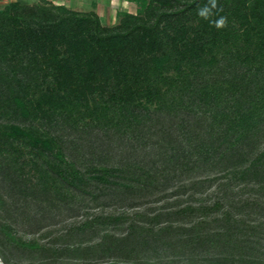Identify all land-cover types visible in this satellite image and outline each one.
Listing matches in <instances>:
<instances>
[{"label":"trees","instance_id":"16d2710c","mask_svg":"<svg viewBox=\"0 0 264 264\" xmlns=\"http://www.w3.org/2000/svg\"><path fill=\"white\" fill-rule=\"evenodd\" d=\"M133 1L0 10V260L264 264V0Z\"/></svg>","mask_w":264,"mask_h":264},{"label":"rangeland","instance_id":"374dc122","mask_svg":"<svg viewBox=\"0 0 264 264\" xmlns=\"http://www.w3.org/2000/svg\"><path fill=\"white\" fill-rule=\"evenodd\" d=\"M35 3L40 0H0V10L11 2ZM56 4H64L69 8L78 11H95L103 24L113 25L118 20V13L121 11L136 12L137 1L133 0H49ZM229 264H237L228 261Z\"/></svg>","mask_w":264,"mask_h":264},{"label":"water","instance_id":"95a60500","mask_svg":"<svg viewBox=\"0 0 264 264\" xmlns=\"http://www.w3.org/2000/svg\"><path fill=\"white\" fill-rule=\"evenodd\" d=\"M0 264H3V263L1 262V260H0Z\"/></svg>","mask_w":264,"mask_h":264}]
</instances>
